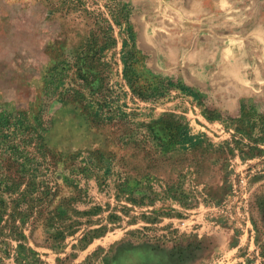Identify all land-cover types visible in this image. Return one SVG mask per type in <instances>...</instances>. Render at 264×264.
<instances>
[{"label": "rangeland", "instance_id": "374dc122", "mask_svg": "<svg viewBox=\"0 0 264 264\" xmlns=\"http://www.w3.org/2000/svg\"><path fill=\"white\" fill-rule=\"evenodd\" d=\"M227 1L0 0V264H264V0Z\"/></svg>", "mask_w": 264, "mask_h": 264}, {"label": "trees", "instance_id": "16d2710c", "mask_svg": "<svg viewBox=\"0 0 264 264\" xmlns=\"http://www.w3.org/2000/svg\"><path fill=\"white\" fill-rule=\"evenodd\" d=\"M130 69H132V70L130 71ZM127 79H128L129 85L133 89L134 95L138 96V97H141V98H146L147 94L150 92V88H145L143 85L140 84L139 76L136 74V71L133 70V68H131L130 66H129V69L127 71ZM149 155H151V153H147L146 154V152H143V153H140V154L133 155L132 158H133V160H138V162H140V163L141 162H145L147 158H149V161L152 160L153 162H157L153 158L151 159V157ZM34 214L35 213H32V215L29 217V221L30 220L32 221V224L34 225V228H37V227H40V226L48 228V227L52 226V223L55 220L54 217H50V216H46L45 217L44 215H42V213L39 216H34ZM95 233H98V231H95V232L90 233V234L92 235V234H95ZM87 239H88V236L85 237V241Z\"/></svg>", "mask_w": 264, "mask_h": 264}, {"label": "crops", "instance_id": "0c3cea01", "mask_svg": "<svg viewBox=\"0 0 264 264\" xmlns=\"http://www.w3.org/2000/svg\"><path fill=\"white\" fill-rule=\"evenodd\" d=\"M234 3L235 2L231 3L227 0H221V9L223 10L222 15L224 18H227L229 20L231 14H235L236 12H238V10L234 12V10H236V5ZM223 43H226V41H224Z\"/></svg>", "mask_w": 264, "mask_h": 264}]
</instances>
